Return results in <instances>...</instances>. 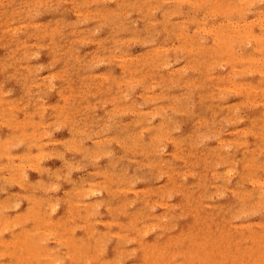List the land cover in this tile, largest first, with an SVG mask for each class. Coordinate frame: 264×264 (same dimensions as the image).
<instances>
[{
    "label": "bare ground",
    "instance_id": "obj_1",
    "mask_svg": "<svg viewBox=\"0 0 264 264\" xmlns=\"http://www.w3.org/2000/svg\"><path fill=\"white\" fill-rule=\"evenodd\" d=\"M41 8L49 18L36 22ZM148 31L140 53L119 43ZM105 62L116 72L87 71ZM185 86L209 95L207 113L178 134L168 110ZM109 108L131 112L134 130L107 147L84 140ZM0 128V264H264V218L250 217L264 214L260 0H0ZM200 132L215 143L197 152ZM140 165L159 182L138 184ZM55 175L68 184L54 188Z\"/></svg>",
    "mask_w": 264,
    "mask_h": 264
},
{
    "label": "rangeland",
    "instance_id": "obj_2",
    "mask_svg": "<svg viewBox=\"0 0 264 264\" xmlns=\"http://www.w3.org/2000/svg\"><path fill=\"white\" fill-rule=\"evenodd\" d=\"M185 6H187L186 4H181L180 6L178 5V7H180V9H187ZM187 10H185L184 13H186ZM60 16L61 19L64 23L69 24V22L71 21V17L72 14L69 10H62L60 12ZM49 18V13L48 10L45 8H41L39 9V11H37L34 15V21L36 22H43L46 21ZM137 25L139 24V21L136 17H133L132 19V24L131 26ZM152 29H154L153 27H151ZM127 32H130L127 30ZM170 33V31L168 32ZM143 32H139L138 33V37H136L133 40H128V41H119V43H126V47H128V51L130 52H135V53H140L145 49V45L147 44V42H150L151 38L154 37V35L152 34L151 31H148L146 33H144V35L142 36ZM159 35V33H157ZM141 36V37H140ZM72 47L75 46V50L76 51H82V49L84 48V44L82 42H78L76 41L74 38L72 40ZM31 57V56H29ZM27 57V62L34 63V60L32 58ZM35 59V58H34ZM170 60L172 58H169ZM96 69V70H93ZM98 69H108V71L110 73H115L116 72V66L113 63H109V62H105V63H97L96 67L92 68L89 67L87 68V71L89 72H94L97 71ZM156 75H152L151 78H155ZM71 79V84L74 85L75 84V80ZM5 83H8L7 88L11 93H15L17 88L14 84L9 83L7 79H4ZM177 93L179 95V97L177 98V103H173V106L168 110V114L171 115H177L176 120L179 121L178 123V128L176 129V132L181 133L184 130H186L188 128V125L191 124V122L195 121V120H200L204 114L207 113L206 109H207V105H208V98L209 95L205 94V93H200V94H192V87H188L185 86L178 88ZM103 92H99V93H95V94H88L86 95L85 98H92L94 96H102ZM38 96L40 98H44V101L50 100L52 98L51 94H50V90H48V94L40 92L38 94ZM130 96L133 97V102L136 104L137 108H141V105H143V102L141 101V94L140 93H135V91L130 92ZM181 98V102L179 101V99ZM152 106V105H151ZM165 107V103H162L161 108ZM153 107H151L150 109H153ZM177 111L179 113H177ZM101 116L100 112H99V108H95L92 112V117L93 118H97ZM103 117V116H102ZM131 117H133V114L131 112H127L125 109H119V108H115V109H107V113L105 116V129L103 131H99L94 128H90L88 129L85 134H84V140L86 141H94V138H97L95 140L101 142V147L105 146L107 147L108 144V140L110 139V137L112 135H116L119 134L122 130L124 131H128L131 130L133 131L135 126L134 123L131 119ZM144 120L147 121V117L144 118ZM121 125L118 126V129L116 128L115 125ZM84 126V125H83ZM86 126V125H85ZM84 126V127H85ZM217 130L219 132L223 131L222 133H227L230 131V129L233 127V125L230 124V122L225 119V118H221L219 117L217 120ZM203 129H206V127H203ZM52 131H54V134L51 135V137L53 136H57V135H63L64 132H62V130H65V128L61 127V131H58L57 129H51ZM0 132H1V128H0ZM111 134V135H110ZM109 135V136H108ZM192 144H193V149H195V151L200 152L202 150V147H204L205 145L208 144H214L215 143V138L209 137V136H204L200 133H198L197 135H193L192 136ZM86 153H88V150L86 151ZM86 157L82 158V159H86L88 157H90L91 155L89 154H85ZM163 158L168 159L170 162H173V159H175V156L173 154L170 155H164ZM49 165V162H47ZM55 163V162H54ZM53 163V164H54ZM53 164L49 165V168H53ZM144 168L143 166H137V173L134 176V178H136L139 182L138 184H143L144 186H153L155 184H157L159 182V177L156 173H145L144 171H142ZM76 174L77 176L82 177L83 179H89L91 176L88 173V171L84 170L83 168H77L76 169ZM53 187H59V186H63V185H67L68 181L66 180V177L64 175H55L52 177L51 179ZM247 184V183H245ZM26 190H30V187L27 186ZM2 192V187H0V194ZM217 200L221 199V200H226L228 198V195H224V194H220L216 196ZM211 200V202H213L214 200L213 198H209ZM249 213L247 214L244 213L242 215H239L236 217V221L237 222H242L243 220H245L246 218H248ZM250 217H255L257 218H264V214H261L259 212L253 211L250 213ZM178 221V217H172L171 219V223L175 224Z\"/></svg>",
    "mask_w": 264,
    "mask_h": 264
},
{
    "label": "clouds",
    "instance_id": "obj_3",
    "mask_svg": "<svg viewBox=\"0 0 264 264\" xmlns=\"http://www.w3.org/2000/svg\"><path fill=\"white\" fill-rule=\"evenodd\" d=\"M261 3H264V0H260Z\"/></svg>",
    "mask_w": 264,
    "mask_h": 264
}]
</instances>
